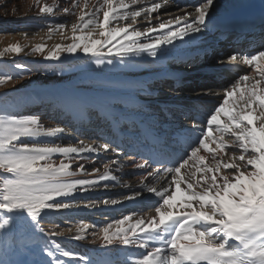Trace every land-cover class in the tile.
Here are the masks:
<instances>
[{
    "label": "snow or ice",
    "instance_id": "6c2138e0",
    "mask_svg": "<svg viewBox=\"0 0 264 264\" xmlns=\"http://www.w3.org/2000/svg\"><path fill=\"white\" fill-rule=\"evenodd\" d=\"M214 4L215 0H202L196 5H175L182 14L163 20L160 10L167 9L168 0L163 3L160 0H100L90 12H81L79 23L71 25L72 42L55 45L45 59L60 61L61 53L73 54L79 50L86 55L91 54L95 58L92 62L99 67L113 63L103 58L106 49L109 56L115 51V55L121 57V63L129 54L144 52L158 61L168 52L163 45H173V41H183L185 37L192 39L193 34L208 29ZM35 6L38 14L53 13L59 7L54 3L41 4L40 0ZM83 7H89L87 0ZM189 7L194 8V12L188 11ZM79 8V0H69V5L62 11L75 15L74 10ZM101 12L103 20L99 21L96 17ZM153 13L156 14L154 17ZM141 17L149 24L143 30L134 27L137 18ZM153 19L157 21L154 25ZM113 20H131V23L109 29L108 25ZM89 25L102 29L99 35L104 39H92L91 32L76 35ZM64 27L63 23L55 25L56 29ZM151 33L159 34L153 37ZM141 38L148 42H142ZM21 51L23 48L19 44L9 45L0 51V58L9 52ZM33 51L43 54L45 45H37ZM228 59L242 60L245 65L254 66L260 78L250 79L248 74H244L225 88L222 99L206 122H193L192 131L188 133V150L172 161L171 166L161 163L160 167L152 168L148 160L139 164L134 162L136 168L147 169V177L163 181L160 188L146 184L142 189L160 199L161 203L155 207L156 215L147 222L138 219L129 223L128 228H117L113 232H110L109 225L103 228L102 236L92 233L94 238L101 237L107 245L122 244L144 249L131 264H264V50L242 57L233 53ZM15 67L21 70L16 76H22L26 66L16 64ZM14 78L11 74L0 75V85ZM191 90L195 91L194 88ZM211 94L209 89L197 99ZM3 95L7 98L9 94ZM233 97H238V101ZM230 104L234 105L231 109L228 107ZM222 115L227 117V123H221ZM197 129L200 134L195 136ZM64 131L61 127L44 130L34 116L0 115V230H7L19 219L24 229L31 226L49 238L61 237L63 231L46 232L40 221L71 207L59 197H69L79 190L87 191L89 186L98 183L87 178L69 179L77 173L87 172L84 163L78 164L75 170H71V165L76 156L84 153L117 151L110 143L86 145L81 140L78 146L61 147L40 146L22 140L54 137ZM214 133L218 135L214 136ZM225 135L232 139L225 141ZM211 144L216 147H210ZM202 152L209 153L210 160ZM57 153L70 158L69 162L61 160L56 165L52 156ZM225 154L228 160L224 159ZM206 160L209 163H205ZM116 163L111 161L113 165ZM189 166L195 170L185 180L181 170L187 172ZM104 167L107 169L109 166L106 164ZM222 168L228 174H222ZM92 171L98 172L99 169L93 168ZM109 179L116 180L110 175V170L99 177L100 181ZM182 183L186 188L181 187ZM135 195L139 197L140 192ZM103 203L108 204L109 201ZM111 203L117 201L112 200ZM177 205L180 210L173 211ZM130 221L129 216L116 223L124 225ZM67 231L72 232V228ZM83 231L84 228L77 229V233ZM70 239L83 240L85 237L76 234ZM41 251L49 258L47 264H94L88 257L62 249L55 240H50Z\"/></svg>",
    "mask_w": 264,
    "mask_h": 264
},
{
    "label": "bare ground",
    "instance_id": "6f19581e",
    "mask_svg": "<svg viewBox=\"0 0 264 264\" xmlns=\"http://www.w3.org/2000/svg\"><path fill=\"white\" fill-rule=\"evenodd\" d=\"M246 1L215 0L214 7L210 10L209 24L219 16L233 12ZM44 2L54 3L59 7L54 9L53 13L38 14L35 6L37 0H7L10 9L17 10L10 15L7 26H5L7 30L4 29L5 32H9L7 37L9 43L34 46L41 44L48 35L53 34L56 36L54 44L60 41L69 44L73 37L71 25L79 23L78 17L81 12H90L93 7L98 6L100 0H87L88 8L83 7L85 0H79L81 8L74 10L75 15L62 11L69 5V0L40 1L41 4ZM160 2L163 3L164 0ZM201 2L202 0H168L167 9H161L160 16L163 20H167L170 16L182 14L175 5L183 7ZM187 10L194 12L192 7ZM152 15L154 17L156 14ZM96 19L102 21L103 13L101 12ZM61 23L65 27L56 29L55 25ZM128 23H131V20H113L110 21L108 28L123 27ZM156 23L157 21L153 19L152 24ZM91 26L93 29L90 32L93 38L104 39L99 35L102 29ZM147 26H149L148 21L143 17L137 18V23L134 25L140 30ZM235 27V25L225 23L214 31L208 28L202 33L193 34L192 39L185 37L183 41L175 40L173 41L174 46L163 45L162 47L167 48L168 52L158 61L144 52L139 55L129 54L124 57V63H121V57L115 55V52L109 56L105 49L103 58L105 61L112 60L111 65L115 67L103 69V66L97 67L92 62L95 58L91 54L84 55L76 65H71L73 67L66 70L67 76L60 78L58 84L45 86L51 89L48 93L54 95L55 98L58 96L61 103L44 105L40 109L36 114L39 117L40 127L44 130L61 127L65 131L54 137L41 136L22 139H27L28 143L40 146L67 147L78 146L81 140L86 145H93L94 143L92 144L89 138L93 134H98L101 139L97 140V144L107 142L117 150L108 152L101 150L99 154L84 153L82 156L75 157L71 170H75L78 164L84 163L87 172L77 173L75 177L69 179L87 178L97 180L98 183L89 186L86 193L79 190L75 195L59 197L58 199L69 203L71 207L57 212L55 216L77 217L84 212L97 215L106 209L118 213L130 208L131 205L128 203H135L136 207L161 203L154 194L142 189L146 184L160 188L163 181L147 177V169L136 168L134 162L139 164L148 160L152 168L160 167L161 163L171 166L172 161L179 159L188 150V133L192 131L193 122H206L210 112L222 99L225 88L244 74H248L250 79L260 78L254 66L244 64L242 68L239 65L232 68L231 64L234 61L228 58L233 53L241 57L253 54L249 49L250 46L258 47L254 50L255 53L258 50H264V32L253 36L245 29ZM158 34L151 33L150 35L155 37ZM141 40L148 42L143 38ZM205 53L206 56L203 55L204 58H202L201 55ZM60 61L47 62V64L58 65L62 63ZM238 61L242 62V60ZM210 68H215V70L209 71ZM187 74L191 75L187 76ZM193 88L195 91L191 90ZM209 89L211 95L197 99L201 93ZM174 92L180 97L185 96L190 99L186 103H179L180 99L173 102L171 97ZM1 93L6 92L1 91ZM157 93L162 95L161 97L164 96L165 101L161 104L157 102L161 99L153 102L152 98ZM146 98L150 99V103L144 105L142 100ZM233 100L238 101V97H233ZM37 106L38 104L32 103L29 107L33 109ZM66 106L69 109H66ZM73 106H76V110ZM233 106L230 104L228 107L231 109ZM70 108H73V114L69 112ZM102 115L107 119H104ZM220 119L222 124L227 123L226 116L222 115ZM94 122H98L96 128L93 127ZM99 122L102 124L100 125ZM119 127L122 129L120 130ZM199 134L200 130H195V136ZM216 135L218 133H214V136ZM224 139L229 141L232 138L225 135ZM210 147L215 148L216 145L211 144ZM201 154L209 157L210 160L209 153L202 152ZM52 159L58 165L61 160L69 162L70 158L57 153L53 154ZM224 159L228 160L229 157L225 154ZM113 160L117 161L115 165L111 164ZM209 160L205 163H209ZM106 164L109 166L107 169L104 167ZM209 166L212 165L209 164ZM93 168L99 171L93 172ZM109 170L110 175L115 176L116 180L100 181V175ZM194 170V167L189 166L187 172L185 169L181 170V175H184L187 180L188 174ZM221 173L228 174L223 168ZM199 175L197 173V176ZM168 179L170 180L171 177ZM181 187L186 188V184L182 183ZM137 192H140L139 197L135 195ZM126 197L129 198L126 199ZM105 200L109 203L104 204ZM112 200L117 203L112 204ZM178 210H180L179 205L173 209V211ZM153 215L144 220L147 222ZM46 217L48 218L49 215ZM128 227L122 226V228ZM28 228L36 234H43L32 229L31 226ZM21 229V221L16 219L7 230H0V264H18L20 253L17 248L21 239ZM63 242L66 241L63 240ZM70 242L73 243V241ZM72 248L74 252L90 258L94 264H131L132 260L144 252V249L122 244L107 245L103 241L73 244Z\"/></svg>",
    "mask_w": 264,
    "mask_h": 264
},
{
    "label": "rangeland",
    "instance_id": "374dc122",
    "mask_svg": "<svg viewBox=\"0 0 264 264\" xmlns=\"http://www.w3.org/2000/svg\"><path fill=\"white\" fill-rule=\"evenodd\" d=\"M16 11L17 10L12 11L10 9L7 0H0V51L4 50L9 45H12L11 43H9V39H7L9 32H5L4 29H6L5 26H7V21L10 18V15L15 13ZM91 29H93V27L89 25V27L84 29L83 32L78 31L76 35L87 34ZM54 33L56 34L57 32ZM55 37L56 36H53V34H50L41 43L45 45V51L43 54L38 51H33L37 44H35L34 46H30L29 44H27L28 46L21 45L23 51H21L20 53L9 52L2 59H0V75L11 74L15 77L13 80L0 85V90L5 91L9 94L7 98L2 95L4 93L0 94V115H4L5 113H7L10 115H15L18 118L34 116L39 119L38 115L36 114L44 105L50 106L55 103H61L60 100H56L57 98H55L54 95H51L47 92L45 86L49 84L55 86L56 84H58L60 78L67 76L68 73H65L66 70L73 67L71 65H76V63H78L82 59L81 57L86 54L79 50L73 54L64 52L61 53V64L53 66H50V64L48 65L47 62L53 63L54 61H57L45 59V57L48 55L49 50L53 49L55 45H57L54 44ZM91 38L94 39L93 35H91ZM58 44L67 45L64 41H60V43ZM16 64H22L26 66L23 70L22 76H16L18 72H21L20 69H17L15 67ZM101 66H103V69L115 67L111 64H103L99 67ZM210 69L213 70L215 68ZM49 96L51 97L48 99ZM161 96L162 95H158L154 97V99H157V97L159 98ZM175 97L176 96H173V98ZM32 103L38 104L37 108L31 109L29 106ZM95 125L96 123H94V127ZM22 140L25 143H28L27 139ZM90 142L93 144L94 140L91 141L90 139ZM86 192L87 191H84L83 193ZM77 193L78 192H74L72 195H75ZM129 204L131 205L130 208L119 211L118 213L110 211L111 209H106L104 210V212H101L97 215L84 212L77 217H66L62 215L55 216V213L50 214L48 218L45 217L40 221L41 226L45 228L46 232L49 230L63 231L64 235L61 237L49 238L46 234H36L29 228L24 229L22 227L20 236L21 239L17 248V251L20 253L18 264H47L49 258L41 250L47 246L50 240H55L56 243H59L61 245L62 249L68 250L73 249V244L77 245L84 243L102 242L103 240L101 237L94 238L92 236V233H100L102 236L103 228L109 225H111L110 232H113L117 228H121L122 226H129V223H134L138 219H147L150 215L155 214V207L159 206V204H144L145 206L141 205L139 207H136L135 203H128V205ZM129 216L131 217L130 222H126L124 225H119L116 223L124 217ZM56 225H59V227L56 228ZM68 228H72V232H68ZM78 228H84L85 231L77 233ZM83 233H85V239L83 240L70 239V237L75 236L76 234L83 235ZM63 240L66 242H63ZM70 241H73V243H71ZM60 259L66 260L67 258L60 257Z\"/></svg>",
    "mask_w": 264,
    "mask_h": 264
}]
</instances>
